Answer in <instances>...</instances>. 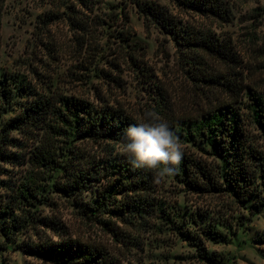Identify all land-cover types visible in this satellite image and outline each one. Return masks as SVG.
<instances>
[{
    "label": "trees",
    "instance_id": "16d2710c",
    "mask_svg": "<svg viewBox=\"0 0 264 264\" xmlns=\"http://www.w3.org/2000/svg\"><path fill=\"white\" fill-rule=\"evenodd\" d=\"M172 1L183 11L214 24L230 20L224 0ZM133 2L145 20L179 46L180 60L194 88L202 93L214 90L224 93L215 101L207 102L195 117L177 116L166 89L155 82L153 73L143 66L142 53L136 56L137 48L133 47L138 44L129 43L130 17L128 12H122L126 31L120 32V41L132 47L126 56L140 71L144 70L143 75L153 91L154 106L149 111L158 113L176 134H181L179 124L196 123V130L187 131L185 135L190 138L198 133L209 146V153L219 161L216 167H209L185 152L179 171L174 175L190 191L226 193L245 207L250 203L261 210L264 206V152L255 147L245 128L240 104L244 105L247 98L245 106L264 141V96L244 83L242 76L238 77L241 73L234 70L239 63L234 47L228 38L217 36L210 29L190 25L187 21L182 23L157 3ZM95 4V0H75V4L66 5L68 11L64 12V20L79 33L80 38L76 39L81 46L91 32L92 23L82 15L93 11ZM4 6L5 0H0V30ZM55 19H60V15L51 11L41 17L45 24ZM111 64L117 66L118 63ZM15 95L27 99L20 101V109L0 124V186L9 189V193L0 196V216H5L4 222L16 233L27 229L36 232L37 241L20 243L23 251L53 264H120L105 245L74 238L63 223L39 213L40 204L53 203L52 192H59L81 206L80 215L99 224L103 230L112 231L114 240L123 246L131 245L135 239L133 234H126L125 229L152 228V218L160 219L172 231L191 236L184 226L186 219L177 217L179 209L172 211L158 198L153 172L134 168L129 158L116 150L115 145L123 147L124 130L138 123V117L102 96L90 101L51 89L38 91L11 73L0 77V117L6 104L13 106ZM83 142L102 147L108 151V157L96 156L80 146ZM7 163L27 166L26 174L18 183L11 176L1 178L10 172L4 165ZM4 197L9 201L4 202ZM206 221H209L207 216L199 211L192 217V222L199 227ZM205 226L201 230L205 238L221 240V233L212 223ZM46 230H52L57 239L47 238ZM196 240L199 258L212 260L203 250L204 241Z\"/></svg>",
    "mask_w": 264,
    "mask_h": 264
},
{
    "label": "rangeland",
    "instance_id": "374dc122",
    "mask_svg": "<svg viewBox=\"0 0 264 264\" xmlns=\"http://www.w3.org/2000/svg\"><path fill=\"white\" fill-rule=\"evenodd\" d=\"M133 1L95 0L94 10L85 11L82 15L92 23L91 32L81 46L76 39L80 38L79 33L74 32L64 20V12L68 11L66 5L75 4V0H5L0 30V77L5 73L17 75L21 81L23 79L27 85L41 92L51 89L90 101L102 96L140 119L145 110L154 106L151 99L153 91L146 82L144 70L140 71L126 56L132 47L120 41V32L126 31L122 14L126 11L131 25L128 30L132 34L129 43L138 44L133 47L137 48L136 56L142 53L143 66L153 73L152 79L166 89L175 114L180 117L197 116L207 102L215 101L224 93L218 90L202 93L199 88H194L180 60L179 46L169 35L145 20ZM141 1L157 3L182 23L187 21L190 25L210 29L217 36L228 38L239 60L234 69L241 73L238 77L242 76L244 83L264 96V0H224L230 20L215 24L183 11L172 0ZM48 11L59 14L60 19L42 23L41 17ZM111 62L118 64L114 66ZM26 99L15 95L13 106L6 104L0 124L14 115L20 109L18 103ZM246 99L244 105L240 104L245 128L255 147L264 152V141L252 123L245 106ZM179 125L182 130H178L181 134L177 135L184 151L209 167H216L218 159L209 153V146L199 134L190 138L185 135L187 131L196 130V123L188 121ZM80 146L96 156L108 157V151L98 145L83 142ZM115 147L118 152H123L121 146ZM4 165L10 172L1 178L11 176L17 183L28 169L25 164ZM8 191L0 186V196ZM157 196L172 211L179 209L177 217L186 219L184 226L191 236L172 231L160 219L152 218V228L125 229V233L133 234L135 239L131 245L123 246L114 240L112 231H105L99 224L84 218L79 214L81 206L59 192L50 194L53 203L39 205V213L63 223L74 238L105 245L120 264H264V206L261 210H256L250 203L245 207L221 192L195 193L175 175L163 178L158 184ZM8 201L9 198L4 197V202ZM197 211L204 213L209 220L200 227L192 222ZM4 221L5 216H0V264H53L19 247L23 241L39 239L33 229L16 233ZM209 222L221 233L220 241L205 238L201 232ZM45 234L47 238L57 239L52 230H46ZM194 235L204 241L203 250L212 260L199 258V242Z\"/></svg>",
    "mask_w": 264,
    "mask_h": 264
},
{
    "label": "clouds",
    "instance_id": "9594fccd",
    "mask_svg": "<svg viewBox=\"0 0 264 264\" xmlns=\"http://www.w3.org/2000/svg\"><path fill=\"white\" fill-rule=\"evenodd\" d=\"M123 154L136 169L153 172L155 184L179 171L185 151L179 136L155 111L145 110L138 123L124 130Z\"/></svg>",
    "mask_w": 264,
    "mask_h": 264
}]
</instances>
